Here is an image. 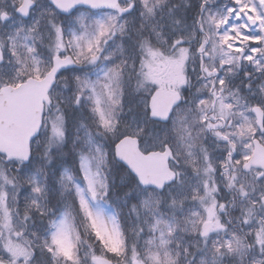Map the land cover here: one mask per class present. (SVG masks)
Instances as JSON below:
<instances>
[{
  "label": "snow or ice",
  "instance_id": "1",
  "mask_svg": "<svg viewBox=\"0 0 264 264\" xmlns=\"http://www.w3.org/2000/svg\"><path fill=\"white\" fill-rule=\"evenodd\" d=\"M0 264H264V0H0Z\"/></svg>",
  "mask_w": 264,
  "mask_h": 264
}]
</instances>
